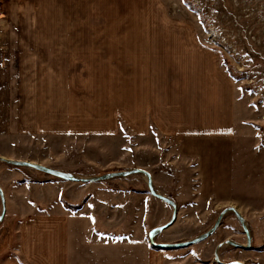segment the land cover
Wrapping results in <instances>:
<instances>
[{"label": "crops", "instance_id": "obj_1", "mask_svg": "<svg viewBox=\"0 0 264 264\" xmlns=\"http://www.w3.org/2000/svg\"><path fill=\"white\" fill-rule=\"evenodd\" d=\"M58 4L70 7L68 0H7L0 5V157L83 178L144 169L152 174L157 192L173 199L166 188L178 187L175 199L182 210H199L224 198L240 156L237 84L209 57L205 60L198 42L186 52L184 46L159 41H131V88L117 90L115 100L117 117L130 114L121 125L130 130L125 144L131 145V162H124L128 149L123 148L117 157H92L89 148V154L72 160L51 156L50 164L39 159V135L77 140L91 133V123H76L67 115L60 120L59 106L52 102L46 110L39 99L55 95L41 66L62 58L55 50L73 45L39 40L44 30L39 16L55 15L50 9ZM100 48L99 55L107 58L108 47ZM145 64L147 73L141 72ZM116 126L112 121L107 130ZM170 155L179 161L157 163H166ZM0 185L6 209L18 210L21 219L16 230L0 233V256L12 250L17 254L3 264H166V254L156 251L147 235L171 208L149 192L143 175L74 182L0 161ZM159 207H165L164 213L157 212Z\"/></svg>", "mask_w": 264, "mask_h": 264}, {"label": "rangeland", "instance_id": "obj_2", "mask_svg": "<svg viewBox=\"0 0 264 264\" xmlns=\"http://www.w3.org/2000/svg\"><path fill=\"white\" fill-rule=\"evenodd\" d=\"M68 2L70 7L64 8L62 4H58L56 9H50L55 15L44 18L39 16V26L42 25L41 30L42 28L45 30L39 32V40H69L73 44L71 48L55 50L62 57L60 60L54 58L53 63L41 66L40 72L47 78L46 83L48 81L55 95L44 94V97L39 99L43 101L46 110L49 104H53L52 102L58 105L60 120L67 115L70 121L91 123V133L81 138L77 136L79 137L77 140H59L58 137L39 135V145H35L39 146V159H47L50 164L51 156L72 160L74 157H82L84 153L89 154V148L92 157H99L105 153L117 157L124 152L121 150L123 148L128 149L125 152L127 160L124 162H131V145L125 144L127 141L125 138L130 139V130L121 125L130 114H120L117 117L115 103L117 90L131 88L133 52L131 41H159L167 43L170 47L184 46L183 51L186 52L190 51L188 46L198 42L205 48L203 49L205 60L207 61L209 57L208 62L211 65L224 71L237 84V133L241 137L237 153H240V156L236 155V172L229 173L226 188L228 192L224 194V198L211 204L204 203L199 210L191 208L182 210L175 199L178 187L172 184V189L176 190L172 193L171 187L166 188L172 200L177 201L175 202L178 206V215L175 224L157 236L155 243L176 244L192 240L211 229L225 208L235 207L249 225L252 237L250 259L248 260V255L241 250L223 247L222 261L229 263L235 259L243 261L244 264H264V0H68ZM6 3L7 0H0L1 6L4 7ZM67 30L69 32H66ZM101 46L108 47L107 58L99 55ZM173 50L175 49L167 52L173 53ZM173 67L174 65L172 72ZM147 69V64L141 65V72L147 73ZM116 118L119 120L118 123ZM240 119H244L242 128ZM50 121H45V125ZM112 121L118 128L116 126L107 130V125ZM28 151L35 152L36 148ZM158 159L160 158L153 160L152 163H156ZM177 161L179 160L176 156L170 155L166 163L162 161L157 163L174 165ZM123 170L126 169L120 168L118 171ZM153 186L155 188L154 183ZM155 191L157 192L156 188ZM180 204L185 205V202ZM210 205L213 208H209ZM159 208L157 212L164 213L165 207ZM170 208L168 216L162 219V222L157 221L154 228L163 226L171 220L173 208L171 206ZM1 212L0 198V215ZM229 217L233 216L230 214ZM20 220L18 210H6L5 217L0 223V233L6 229L16 230ZM233 224L235 230L229 232L232 236H221L223 233L228 234L226 227H221L205 241L190 247L173 250L152 247L166 254V264H217L213 254L220 242L227 238L239 243L246 240V237L242 236L240 225L236 221ZM15 239L17 240V236ZM15 251L0 256V264L8 258H17Z\"/></svg>", "mask_w": 264, "mask_h": 264}, {"label": "water", "instance_id": "obj_3", "mask_svg": "<svg viewBox=\"0 0 264 264\" xmlns=\"http://www.w3.org/2000/svg\"><path fill=\"white\" fill-rule=\"evenodd\" d=\"M0 161L3 163L9 164V165H13V166L33 168V169H36V170L41 171L43 173H46L48 175L54 176L56 178H60V179L67 180V181H74V182H98V181H103V180H109L112 178L127 177V176L135 175V174L144 175L148 180V188H149V191L151 192V194L153 196L159 198L160 200L166 202L167 204H169L173 208V214H172L171 220L167 224H164L163 226H159V227L153 229L152 232L150 233V236H149L150 243L156 249H160V250L182 249V248L190 247V246L196 245L198 243H201V242L205 241L206 239H208L209 237H211L212 235H214V233L219 228L223 218L228 213H234L237 216V218L240 220V222L242 223V226L245 229L246 234H247L248 248L250 246H252V237H251V233L247 227L246 221H245L243 215L241 214V212L235 207H230V208L223 210L220 213L217 221L215 222V224L212 226L211 229H209L207 232L203 233L202 235H200V236H198L192 240H189L186 242H181V243H176V244H157V243H155L154 239H155V237H157V235L161 234L162 232L169 229L170 227H172L175 224V222L177 220V215H178V206H177L176 202L173 201L172 199H170L164 195H161L155 191L151 174L144 169L136 168V169H133L130 171L114 172V173H109V174H105L103 176H97V177H93V178H83V177L74 176V175L69 174V173L61 172V171H58V170H55L52 168H48V167L43 166L41 164L32 163V162L9 160V159L3 158V157H0ZM0 198H1V202H2V212L0 215V223H1L5 217L6 210H7L6 209V197H5V193H4L1 185H0ZM226 244L233 245L239 249H244V245L239 244V243L234 242V241H231V240H226L217 246V248L215 250V254H214L215 262L217 264H243L239 261H235L232 263H224L221 261L218 251L222 246H224Z\"/></svg>", "mask_w": 264, "mask_h": 264}, {"label": "flooded vegetation", "instance_id": "obj_4", "mask_svg": "<svg viewBox=\"0 0 264 264\" xmlns=\"http://www.w3.org/2000/svg\"><path fill=\"white\" fill-rule=\"evenodd\" d=\"M147 186H148V180H147ZM148 190H149V188H148ZM150 192V191H149ZM151 193V192H150ZM169 198V197H168ZM225 209H227V208H225ZM224 209V210H225ZM232 215L233 217H229V215ZM234 213H228L227 215H225V217L223 218V220H222V222H221V224H220V226H219V228L217 229V230H219L221 227L223 228V227H226V231H227V235H225L224 233L221 235V236H232V235H229V232H232L233 230H235L234 228H235V225L233 224V223H235V221L240 225V227H241V231H242V236H245L246 237V240L244 241V243H239V242H237V243H239V244H242V245H244V249H239V248H236L235 246H233V245H229V244H226V245H224V246H222L221 248H223V247H232V248H234V249H236V250H241V251H243V253L245 254V255H248L247 256V259L249 260L250 259V252H251V250H252V246H250L249 248H248V239H247V234H246V231H245V229L243 228V226H242V223L240 222V220L237 218V216L234 214ZM220 215V214H219ZM219 215H218V217H219ZM218 217L216 218V220L214 221V223H213V225L215 224V222L217 221V219H218ZM230 219H232L231 221H230ZM226 224V225H225ZM247 224V223H246ZM212 225V226H213ZM247 227H248V229H249V225L247 224ZM212 228V227H211ZM153 229H155V228H153ZM153 229H151L149 232H148V238H149V236H150V233L152 232V230ZM249 231H250V229H249ZM217 232V231H216ZM215 232V233H216ZM214 233V234H215ZM157 236H160V234L159 235H157ZM157 237H155V239H156ZM155 239H154V241H155ZM226 240H231V239H229V238H227V239H225V240H223L222 242H224V241H226ZM231 241H234V240H231ZM222 242H220V243H222ZM234 242H236V241H234ZM219 243V244H220ZM218 244V245H219ZM217 245V246H218ZM217 248V247H216ZM221 248L219 249V257H220V259H221V261H222V257H221ZM214 254H215V250H214ZM214 254H213V257H214ZM245 261H246V259H244ZM214 261H215V257H214ZM236 260L235 259H232V260H230L229 261V263H232V262H235ZM223 262V261H222ZM241 263H243L244 264V262L243 261H240Z\"/></svg>", "mask_w": 264, "mask_h": 264}]
</instances>
